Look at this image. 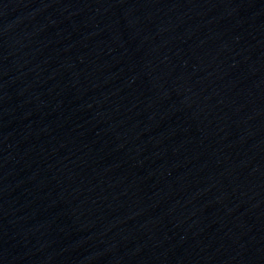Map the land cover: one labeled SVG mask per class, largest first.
<instances>
[{
  "label": "water",
  "instance_id": "95a60500",
  "mask_svg": "<svg viewBox=\"0 0 264 264\" xmlns=\"http://www.w3.org/2000/svg\"><path fill=\"white\" fill-rule=\"evenodd\" d=\"M0 264H264V0H0Z\"/></svg>",
  "mask_w": 264,
  "mask_h": 264
}]
</instances>
